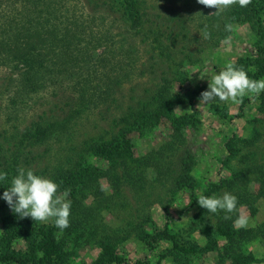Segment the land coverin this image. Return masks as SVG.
Wrapping results in <instances>:
<instances>
[{
    "label": "trees",
    "instance_id": "1",
    "mask_svg": "<svg viewBox=\"0 0 264 264\" xmlns=\"http://www.w3.org/2000/svg\"><path fill=\"white\" fill-rule=\"evenodd\" d=\"M257 1L212 14L217 10L197 0H0V71H4L0 100H6L3 110L8 128L17 131L10 136L14 137L12 144L5 137L8 129L0 131V172L15 176L20 167L36 157L43 158L57 146L53 169L46 165L39 172L30 169L57 183L59 193L70 190L71 199L70 227L62 233L55 224L37 226L27 217L5 219L0 264H56L58 252L67 242L100 248L96 264H128L116 248L131 229L128 216L120 217L123 225L105 221L107 213L115 215L125 208L119 185L132 192L135 202L153 196L156 186L166 188L170 198L189 181L194 163L184 147L183 131L189 125L183 115L172 111L175 100L167 78L169 51L178 47L171 52L189 62L194 52L217 48L230 35L225 26L233 23H248L260 40ZM205 26L210 39L203 38ZM257 55L238 60L236 66H243L249 77L254 66L259 69L257 75H264V47H257ZM147 76L155 82L151 89L119 113L108 114L117 107V95L125 83ZM46 90L51 98L48 107L17 128L20 113ZM88 112H96L102 119L108 115L112 127L102 135L106 141L87 137L76 142L75 127ZM260 112L264 118V106ZM161 120L171 125L167 140L155 150L134 156L129 135L143 136ZM258 137L241 140V144L253 146ZM37 147H43L42 155L32 151ZM93 154L119 159L126 170L119 178L112 168H95L88 161ZM260 159V165L249 163L244 172L222 182L229 190L234 188L237 200L248 207L264 198V153ZM249 175H254L258 184L255 193L239 185L240 180H249ZM100 178L107 182L111 194L104 192ZM125 224L128 226L123 227ZM137 236L149 245L160 237L155 235L154 242H148L143 234L137 232ZM238 237H229V243L238 246ZM207 239L208 246L200 251L216 249L210 235ZM19 241L24 247L12 250L13 243ZM225 250L231 252L232 245ZM187 262L183 259L177 264Z\"/></svg>",
    "mask_w": 264,
    "mask_h": 264
},
{
    "label": "rangeland",
    "instance_id": "2",
    "mask_svg": "<svg viewBox=\"0 0 264 264\" xmlns=\"http://www.w3.org/2000/svg\"><path fill=\"white\" fill-rule=\"evenodd\" d=\"M257 11L262 30L260 40L255 37L248 23H233L230 35L221 41L217 48L207 49L198 54L192 47L194 53L189 62H182L178 52H171L178 47L169 49L171 61L167 78L172 98L175 100L172 111L176 115H183L189 125L183 131L184 147L193 155L194 163L189 171V181L170 198L166 196V188L156 186L153 189V196L149 195L147 199L135 202L132 192L125 191L119 185L124 195L125 208L115 215L107 213L105 221L110 225H123L119 221L120 217H124L122 214L128 216L131 229H128L129 234L116 247L117 252L128 261V264H177L183 259H187L188 264H264V198L255 200L252 207L238 201V210L233 213L224 211L211 213L197 202L200 195L221 196L224 192H229L236 196L234 188L229 190L222 182L231 179L236 173L244 172V166L249 163H256L249 164L252 166L261 163L260 158L264 153V118L260 110L264 106V92L258 96H245L240 104L220 102L219 98H216L215 103L198 107L200 94L209 90V82L222 70L225 63L235 61L237 65L240 59H255L258 56L257 47H264V0L257 1ZM257 70L259 69L256 66L252 67L251 79L264 78V75H257ZM3 74L4 71H0V76ZM151 79V76L143 79L133 78L131 82L125 83L117 95V107L114 106L108 114L119 113L126 105L142 96L144 90L151 89L155 84ZM49 92L46 90L34 97L30 107L20 113L19 122H15L17 128L25 126L37 113L48 107L51 100ZM5 105L6 100L2 97L0 131L8 129L5 137L12 144L14 137L10 136L17 131L8 128L10 126L3 110ZM107 119L108 115L106 119H102L96 112L85 114L75 127L76 142L87 137H97L106 141L107 138L102 135L112 127L110 119ZM170 126L167 121L161 120L158 127L146 131L143 136H138L137 133L130 134L129 142L133 155L140 156L155 150L167 140L171 132ZM257 134L259 137L253 146L246 147L241 144V140L256 138ZM7 139L3 143L4 146H7ZM42 150L43 147H37L32 151L42 155ZM56 150L57 146L53 147L49 154L42 156L43 158L29 160V165L22 164L23 168L25 170L33 168L39 172L46 165L51 169L56 165ZM109 159L93 154L89 156L88 161L91 166L100 170L112 168L116 177L120 178L123 175L120 172L126 170L125 165L121 164L119 159L116 161ZM12 177L14 176L9 174L0 186V238L4 233L5 219L18 218L3 199V192L11 186ZM253 177L255 176L249 175V180H240L239 185L247 186L246 189L255 193L258 184ZM45 178L49 179L48 176ZM99 180L104 192L111 194L107 182L103 178ZM225 215H230L231 219H224ZM240 215L247 217V226L240 227L235 223ZM27 218L34 223L31 217ZM37 226L52 227L54 220L50 219L47 223L37 222ZM127 226L125 224L123 227ZM259 229L263 231L259 232ZM137 232L143 234L142 237L148 242L155 235L160 237H155L156 242L151 240L154 243L149 245L137 238ZM250 234L251 238L248 239ZM254 234L256 236H252ZM208 235L215 241L216 249L200 251L208 246ZM233 235L236 238L240 236L238 237L240 239H237L238 246L229 243V237ZM64 244L55 259L56 264H96L101 257L100 248L92 244L73 245L70 242ZM229 244L233 250L228 253L225 247ZM23 247L24 243L19 241L14 242L11 248L17 250Z\"/></svg>",
    "mask_w": 264,
    "mask_h": 264
},
{
    "label": "clouds",
    "instance_id": "3",
    "mask_svg": "<svg viewBox=\"0 0 264 264\" xmlns=\"http://www.w3.org/2000/svg\"><path fill=\"white\" fill-rule=\"evenodd\" d=\"M197 2L205 7L216 9L217 11L212 14H219L236 4L246 7L252 0H197ZM225 27L228 31L232 30L231 24ZM203 38H211L206 26ZM208 89L200 94L198 107L215 103L216 98H219L220 102L230 101L240 104L245 96H258L264 92V78L251 79L243 66L237 67L235 61H228L222 70L212 77ZM17 171L18 174L11 179V186L3 192V199L10 209L21 219L31 217L35 222L42 223L52 219L61 233L70 227L71 199L68 198L70 190L60 194L59 185L51 179L35 174L32 169L25 170L21 167ZM7 176L6 172H0V182L5 181ZM197 202L211 213L218 211L233 213L238 210L237 197L229 192H224L221 196L200 195ZM224 219H231V216L225 215ZM235 223L245 227L248 223L247 217L240 215Z\"/></svg>",
    "mask_w": 264,
    "mask_h": 264
}]
</instances>
